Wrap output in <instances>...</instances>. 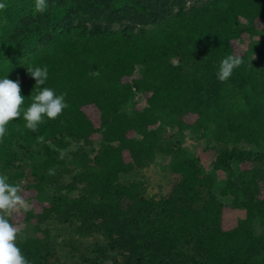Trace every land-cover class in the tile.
I'll use <instances>...</instances> for the list:
<instances>
[{"label": "trees", "instance_id": "trees-1", "mask_svg": "<svg viewBox=\"0 0 264 264\" xmlns=\"http://www.w3.org/2000/svg\"><path fill=\"white\" fill-rule=\"evenodd\" d=\"M1 1L0 79L25 99L0 174L30 205L11 224L31 264H66L53 231L70 264H264V0ZM228 55L244 62L221 82ZM35 66L69 107L32 132ZM157 159L173 183L149 196L127 177Z\"/></svg>", "mask_w": 264, "mask_h": 264}, {"label": "clouds", "instance_id": "clouds-1", "mask_svg": "<svg viewBox=\"0 0 264 264\" xmlns=\"http://www.w3.org/2000/svg\"><path fill=\"white\" fill-rule=\"evenodd\" d=\"M8 5L0 2V10H6ZM48 9L47 0H34V11L44 13ZM242 57L228 55L223 58L218 66L216 77L219 81H227L233 74L234 69L243 64ZM27 73L35 80V94L32 95V102L23 112L25 127L32 132L38 131L39 126L45 122L44 118L54 120L60 116L69 105L65 102L66 93L57 95L45 85L48 78L47 66L27 67ZM21 95L19 81L7 78L0 79V138L6 134V125L9 121L21 116V105L24 104ZM38 142H44V137L39 136ZM50 174H54L51 173ZM21 186L11 184L5 175L0 174V264H31L22 254L18 247V233L20 229L14 227L6 217L12 216L14 212L23 210L27 212L30 205L20 195Z\"/></svg>", "mask_w": 264, "mask_h": 264}, {"label": "rangeland", "instance_id": "rangeland-1", "mask_svg": "<svg viewBox=\"0 0 264 264\" xmlns=\"http://www.w3.org/2000/svg\"><path fill=\"white\" fill-rule=\"evenodd\" d=\"M0 2H2L0 0ZM3 10H0V24L3 23ZM262 28H264V22L261 24ZM248 36V35H246ZM244 36L242 38L243 41L248 40V37ZM236 46L238 44L236 43ZM240 47V46H238ZM84 112L91 116V118L94 120L97 117V112L93 107H88L84 109ZM187 142H189L187 140ZM194 153L196 151V148L191 147ZM212 160L211 155H205L201 158V162L205 165L209 164ZM164 162L161 161V159H157L155 162H153L146 170L140 172L139 174H130L127 179L129 181H141L145 187L147 188V195L152 196L153 194L156 195H163L167 193L170 189L171 184L173 183V177L169 174L166 168L163 166ZM222 202L224 205L223 209V228L224 230L231 229L238 219V213L236 211L232 210L229 206V200L226 198H222ZM30 203H33L32 201ZM23 210L14 212L12 216L6 217L9 219L10 223L18 224L24 217L25 214L23 213ZM53 240L58 246L59 254L62 257V261H64L66 264L72 263L75 258H72V256L76 257L75 254H71L69 252V249L65 247V244L63 243L62 238L57 237L56 233L53 231Z\"/></svg>", "mask_w": 264, "mask_h": 264}]
</instances>
